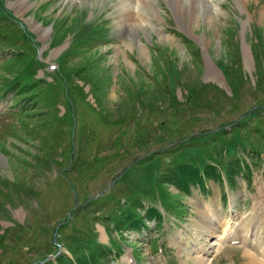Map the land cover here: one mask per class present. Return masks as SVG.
I'll return each instance as SVG.
<instances>
[{"label": "rangeland", "instance_id": "obj_1", "mask_svg": "<svg viewBox=\"0 0 264 264\" xmlns=\"http://www.w3.org/2000/svg\"><path fill=\"white\" fill-rule=\"evenodd\" d=\"M258 198L264 0H0V264H246Z\"/></svg>", "mask_w": 264, "mask_h": 264}, {"label": "bare ground", "instance_id": "obj_2", "mask_svg": "<svg viewBox=\"0 0 264 264\" xmlns=\"http://www.w3.org/2000/svg\"><path fill=\"white\" fill-rule=\"evenodd\" d=\"M179 2H181V1H179ZM183 2V1H182ZM232 211V210H231ZM225 223V222H224ZM249 223V222H248ZM226 225H228V223L226 224ZM244 226V225H243ZM233 224H230V225H228V226H225L224 228H222V236L221 237H219V238H217V241H216V243L215 244H219V245H221L222 243H223V241H224V239L223 240H221V241H219L218 242V240H220V239H222L223 237H229V236H232V237H237L235 234H233L234 233V229H233ZM245 232H246V230H245ZM251 233V232H250ZM254 233V232H253ZM260 233H264V232H258V236L256 237V238H259L258 240H257V242H258V244H260V247L262 246V245H264V237H262L261 236V234ZM249 234V233H248ZM248 234H244L243 235V238L245 239V240H247V238H246V236L248 235ZM254 235L252 234V237L250 238V234H249V238H248V240L250 239V241H252V239H255L254 237H253ZM263 236H264V234H263ZM212 244H214V242L212 243ZM257 244V245H258ZM218 245V246H219ZM252 248L253 249H255L256 251H257V253H262V252H264V248H260L261 250H259L258 251V249L257 248H259V246L258 247H256V243H254V245L252 246ZM201 251H205L206 250V247H205V249L204 248H201L200 249ZM200 252V251H199ZM253 255V254H252ZM252 255H249V256H247L248 257V261H245L246 262V264H264V263H262L259 259H257L256 258V256H252ZM200 260H202V259H200ZM198 264H199V262H198Z\"/></svg>", "mask_w": 264, "mask_h": 264}]
</instances>
